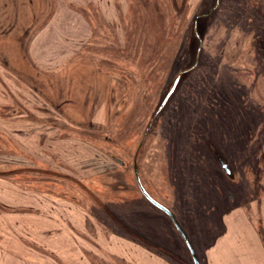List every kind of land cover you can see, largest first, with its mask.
<instances>
[{"label": "rangeland", "instance_id": "374dc122", "mask_svg": "<svg viewBox=\"0 0 264 264\" xmlns=\"http://www.w3.org/2000/svg\"><path fill=\"white\" fill-rule=\"evenodd\" d=\"M69 2L36 0L35 7L41 19L49 13L43 28L65 37L91 32L79 56L88 57L101 90L94 100L67 103L89 110V125H72L55 102L19 84L0 62V162L14 160L0 163V178L11 182L0 183V191L16 198L17 190H29L32 205L49 193L90 213L83 234L71 236L86 264H150L143 251L156 261L194 264L170 218L141 193L135 161L147 192L176 213L200 264L232 209L248 210L262 236L253 206L264 204V0H119L114 26L97 8ZM201 70L206 78L198 85L193 79ZM40 71L48 81L55 70ZM25 216L4 212L11 223L32 220ZM38 217L48 225L50 217ZM43 230V247L24 241L30 264H55L49 249L67 238L66 231Z\"/></svg>", "mask_w": 264, "mask_h": 264}, {"label": "crops", "instance_id": "0c3cea01", "mask_svg": "<svg viewBox=\"0 0 264 264\" xmlns=\"http://www.w3.org/2000/svg\"><path fill=\"white\" fill-rule=\"evenodd\" d=\"M35 1L0 0V62L7 66L5 67L7 68L6 72L19 84L25 87L29 86L32 88L30 90L42 95L46 100L55 102V105L60 107L61 115L67 121L77 127L85 128L89 125L90 111L67 106V103L90 98L94 100L101 90L100 79L91 73L93 66L89 63L88 57L79 56L82 54L80 52L84 45H88V42L91 41V32L89 28H86V30H82L84 34H79L82 31H76L74 37L73 35L65 37L57 30L52 29L51 26L43 28L41 23L45 21L49 13L43 18L44 20L41 19L42 11L40 9L36 11ZM69 1L71 5L84 6L83 9L86 11H89L88 8H97L109 26H114L120 21L121 12L116 8L119 0ZM75 15L72 14V20L78 19ZM74 27L75 25H72L73 32ZM59 38L64 40L59 41ZM61 47L63 48L61 49ZM58 54L65 58L58 60ZM47 69L55 70L54 74L48 77L53 79L48 81L42 79L43 74L40 71ZM7 93L9 94V92ZM17 112L20 114L19 111ZM2 158H5L0 162L2 164H13L14 162L7 157ZM9 180L10 178H0V183L11 187ZM3 191V189L0 191V214L2 213L0 215V264H30L33 261L30 259V255L33 252L26 249L25 242L29 240L33 245L43 247L42 233L46 235L43 229L48 228H52L53 231H66L67 236L63 242L55 241L56 245L52 242L54 246H51L52 249L49 250L57 258V260L51 258L52 262L55 264H59L57 262L60 264H86V262L83 263V257L87 258L83 254L84 249L81 250L79 247L82 246H78L71 236L72 234L78 235L76 230L83 234L87 229L86 224L89 221L90 213L69 200L59 199L49 193V196H45L46 199H42L43 196L38 195L39 201L36 205H32V200H28L26 195L29 194V190H17L16 198L10 192ZM5 211L8 213L10 211L17 212L29 218L32 217V220L26 222L22 218L23 221L6 222ZM253 213L256 217L259 214L262 218L263 235L261 236L257 228L250 223L248 210L245 211L242 207L232 209L223 219L226 224L225 233L217 238L215 244L207 250L205 264H264V204L253 206ZM39 215L50 217L47 226L39 221L41 219L38 217ZM12 229H17L16 234L10 233L9 230ZM24 234L28 235L27 239ZM32 237L33 239L30 240L29 238ZM114 243V240H109V244L115 246ZM73 245H76V248ZM58 247L60 249L57 250ZM65 248L68 252L62 251V255L58 254L59 250ZM38 249L42 252L39 247ZM35 250L38 251L36 248ZM70 250L71 253H69ZM140 253L145 255V259L150 264H171L161 258H158L160 260L157 262L154 258L155 255L151 252ZM125 258L127 259V256ZM40 261L41 259L34 264H42ZM86 261L89 263L88 258Z\"/></svg>", "mask_w": 264, "mask_h": 264}, {"label": "water", "instance_id": "95a60500", "mask_svg": "<svg viewBox=\"0 0 264 264\" xmlns=\"http://www.w3.org/2000/svg\"><path fill=\"white\" fill-rule=\"evenodd\" d=\"M174 90V87L172 88L171 92L167 95V97L165 98V100L163 101V103L156 109V111L154 112L150 122H149V125H148V128L143 136V139L141 140L140 142V145L139 147H141L143 145V143L145 142L150 130H151V127L153 125V122L154 120L156 119L157 115L160 113V111L162 110V108L164 107L167 99L169 98L170 94L172 93V91ZM221 165H222V168H224L225 172L227 174H230V169L228 167V165L226 163H223L221 161ZM134 173H135V179H136V182L138 184V187L141 191V193L143 194V196L153 205L155 206L156 208H158L159 210H161L163 213H165L169 218L170 220L172 221V223L174 224L176 230L179 232V234L181 235V237L184 239L189 251H190V254L192 256V259H193V262L194 264H200L199 262V259L197 257V254L195 252V249L190 241V239L188 238L187 234L185 233V231L182 229V227L180 226L179 222L177 221L175 215L173 214V212L167 208L165 205L159 203L157 200H155L148 192L147 190L145 189V187L143 186L142 182H141V179H140V176H139V172H138V166H137V163L135 161L134 163Z\"/></svg>", "mask_w": 264, "mask_h": 264}, {"label": "trees", "instance_id": "16d2710c", "mask_svg": "<svg viewBox=\"0 0 264 264\" xmlns=\"http://www.w3.org/2000/svg\"><path fill=\"white\" fill-rule=\"evenodd\" d=\"M212 10H213V9H212ZM212 10H211V11H212ZM211 14H212V13H211ZM203 17H205V16H203ZM238 55H239V54H238ZM238 55H236V57H237ZM196 67H197V66H196ZM196 67H195V68H196ZM200 67H203V68H205V69L212 68L211 66H204V65L199 66V68H200ZM195 68H194V69H195ZM192 70H193V69H192ZM192 70H190L189 73H191ZM199 73H200V74H198V75H199V77H201V78L197 77V78H195V79H193V80H199L197 84H198V85H201V81L203 80V78H206V71H205V70H201ZM187 74H188V73H187ZM208 74H209L208 76L210 77V74H211V73H208ZM211 76H212V75H211ZM207 79H209V78H207ZM22 109H23V108H22ZM23 110H25V109H23ZM120 165H121V166H124V165H125L124 162H123L122 160H120ZM7 173L9 174V172H7ZM21 173H22V172H21ZM22 174H23V173H22ZM150 195H151V194H150ZM151 196H152V195H151ZM152 197H153V196H152ZM153 198H154V197H153ZM154 199H155V198H154ZM155 200H156V199H155ZM158 202H159V201H158ZM159 203H161V202H159ZM161 204H162V203H161ZM163 205H164V204H163ZM200 206H201V208H203V209L207 207L206 204H203V205L200 204ZM166 207H167V206H166ZM167 208H168V207H167ZM170 210H171V209H170ZM171 211H172V210H171ZM172 212H173V211H172ZM173 214L175 215V217H176L177 221L179 222L180 226L182 227V229L185 231V233H186L187 236H188V233H187L186 229H185V228L182 226V224L180 223V221H179V219H178L176 213L173 212ZM188 238H189V236H188ZM189 239H190V238H189Z\"/></svg>", "mask_w": 264, "mask_h": 264}]
</instances>
